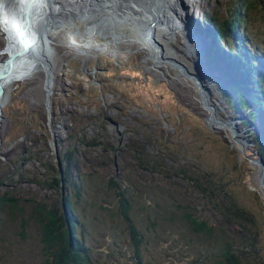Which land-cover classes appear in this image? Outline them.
Returning <instances> with one entry per match:
<instances>
[{"label":"trees","instance_id":"obj_1","mask_svg":"<svg viewBox=\"0 0 264 264\" xmlns=\"http://www.w3.org/2000/svg\"><path fill=\"white\" fill-rule=\"evenodd\" d=\"M256 1L235 0L227 15L207 12L201 24L209 27L206 37L222 51L215 48L208 58L218 87L227 90L236 110L247 109L251 99L261 115L248 114L244 123L254 120L264 128V8L258 10ZM259 11L263 19L257 18ZM83 117L86 126L76 130L77 143L61 155L63 176L53 150L52 159L25 147L18 156H0V264H123L126 258L133 264H264V202L255 198L249 177L241 172L248 152L244 155L221 136L223 153L210 158L199 139V129L207 128L190 127L183 134L195 131V138L174 148L154 136L147 145L121 140L120 147L113 142L106 149L112 155L83 158L80 146L96 150L102 144L87 139L93 125L88 116L72 119V128ZM34 120L30 124L35 128ZM177 123L183 126L184 115L177 116ZM36 131L30 128L19 137L34 144ZM249 137L264 150L261 129ZM155 141L166 155L148 152ZM33 159L44 166L43 172L29 168ZM183 185L198 201L177 197ZM33 186L40 190L33 191ZM224 223L238 224L239 239L211 248ZM169 228L180 229L181 236L166 237L162 231ZM144 229L150 232L145 235ZM100 240L108 246L100 253L103 257L95 248ZM152 240L157 257L151 259L146 250Z\"/></svg>","mask_w":264,"mask_h":264},{"label":"rangeland","instance_id":"obj_2","mask_svg":"<svg viewBox=\"0 0 264 264\" xmlns=\"http://www.w3.org/2000/svg\"><path fill=\"white\" fill-rule=\"evenodd\" d=\"M143 3L147 4L145 1ZM256 3L258 10L264 8V0H257ZM234 4L235 0H202L187 9L186 4L182 3L179 9L188 11V14L185 15L184 23L179 26L177 36L169 39L166 35V38L161 40L166 46L178 48L177 59L186 65L189 73H197L195 67H198V71L205 73V80L209 83L217 113L222 119H236L238 123L230 125L231 131L229 126L212 129L207 124L210 111L204 107L195 85L176 65L167 62L157 63L152 58L151 51L138 37L136 29L138 25L124 23L115 28L108 25L105 29L88 34L90 20L75 18L72 25L68 21H64V24H56V29L49 34L48 57L53 65L51 69L54 73L50 85L51 93L46 82L47 71L50 68L39 67L36 64L31 66L12 87L6 89L5 117L0 127V156H18L21 154V147H25L29 152L44 155L45 159H52L55 142L62 155L71 143L72 145L73 142L77 143L76 130L86 126V119L83 117L77 128H72V119L80 116H88L93 123L91 128L87 129V139L102 141L96 150L91 146H80L83 158L97 154H102L103 157L104 153L112 155L113 152L106 149L113 142L120 147L121 140L123 144L130 141V145L137 143L147 145L150 140L148 137L154 136H157L160 141H165L167 146H171L170 148H174L178 142L195 138L197 134L195 131L183 134L185 130L190 127L197 129L206 127L212 131L199 129V139L210 158H214L218 152L223 153L222 143L218 140L221 136L227 137L239 148L241 147L243 151L241 148L240 151L243 154L248 152V156H245V164L241 166V172L249 177L255 198L264 202V183L260 178L263 168L261 162L264 160L258 158V161H255L260 156L255 153L258 151L264 155V150L260 143L255 142L254 137L253 144L244 138H249V135L257 128L254 120H250L247 125L244 123L249 119L248 114L256 118L261 115V111L256 110L251 99L247 109L236 110L231 106L229 100L231 96L225 89V97L224 90L218 87L219 78L215 70L210 69L209 62L204 61V58L207 59L206 50L200 48L202 46L199 37L201 31L198 29L205 30V27L199 26L200 20L203 21L207 12L223 17L228 14V9ZM65 11L68 13L65 14ZM60 13L69 20V11L62 9ZM262 13L259 11L257 18L263 19ZM2 19L0 17V61L11 55L8 52V34ZM251 29L255 31L254 24ZM188 35L192 39L196 38L197 42L195 39L191 40L192 44L198 43L199 48L193 53L188 49L190 48ZM37 53L40 56H47L44 52ZM44 60L47 61L46 58ZM48 84H50L49 80ZM243 85L246 87L245 83ZM48 108L51 110L49 111ZM178 115H184L183 126L177 123ZM32 117H35V128L30 124ZM30 128L37 130L38 141L34 144L27 137H19ZM53 130L56 131V139L53 136ZM234 131L236 135L233 137ZM208 136H212L215 140L209 139ZM116 140H119V143ZM162 148L155 141L148 148V152L156 153L158 150L162 155H166L167 151ZM29 168L37 172H43L45 169L36 159L30 162ZM227 179L231 180L232 176ZM32 190L39 191L40 188L33 186ZM179 192L182 193V196L177 194L180 200L185 198V200L198 201L197 194L186 185L179 187ZM221 220L218 216L217 223L223 225ZM144 232L147 235L150 231L144 229ZM162 232L168 233L166 237L170 238L181 236V230L178 228H169ZM221 232V236L211 241V248L228 238L239 239L240 228L236 223L227 227L224 223ZM155 246L152 240L146 250L148 258L157 257ZM95 248L96 253L102 257L108 250L103 240L97 242ZM161 251L165 252V249ZM32 257L36 255L32 254ZM162 259L159 258L160 261ZM132 262L131 258H126L123 264H133Z\"/></svg>","mask_w":264,"mask_h":264},{"label":"bare ground","instance_id":"obj_3","mask_svg":"<svg viewBox=\"0 0 264 264\" xmlns=\"http://www.w3.org/2000/svg\"><path fill=\"white\" fill-rule=\"evenodd\" d=\"M143 1L147 4H144ZM200 1L202 0H34L29 7L30 0H2L0 3V17L3 18V24L8 34V52L12 54L17 50L23 49L24 40H21V30L23 28H25L28 45L35 49L33 50L34 53L30 55L19 56L13 69L8 70V68L2 67L0 64V71L3 70L0 80L3 79L2 86L4 89V95L0 98V102L5 98L6 89L12 87L31 66L36 64L39 67H53L48 57L50 51L49 34L56 29V24H64V21H68L72 25L75 18L90 20L88 23L90 25L88 34L105 29L108 25L115 28L117 25L124 23L131 25L134 23V25L139 26L138 28L135 26L138 31V37L149 48L152 58L157 63L180 61L176 55L178 48L166 46L161 40L166 38V35L169 36V39L177 36L179 26L184 23L185 15L188 14V11L181 10L182 8L179 9L182 3L186 4L187 9H190L191 6ZM28 8L30 9L29 23L27 20L25 21V14ZM62 9L69 11V20L60 13ZM66 13L68 12L65 11ZM117 35L119 36L120 34L118 33ZM194 39L197 42L196 38ZM194 39L188 35L190 46L188 49L192 53L199 48L197 46L198 43L192 44L191 40L194 41ZM200 48L203 49L202 46ZM37 52H44L47 56H40ZM205 56L209 58L208 51H206ZM42 58H46L47 61ZM196 74L201 75V80L209 87V83L205 80V73L201 70L198 71L197 68ZM4 75L5 77H3ZM216 115L220 117L217 109ZM235 124L238 123L236 122Z\"/></svg>","mask_w":264,"mask_h":264},{"label":"water","instance_id":"obj_4","mask_svg":"<svg viewBox=\"0 0 264 264\" xmlns=\"http://www.w3.org/2000/svg\"><path fill=\"white\" fill-rule=\"evenodd\" d=\"M33 1L34 0H30L29 7L31 6ZM25 15H26L25 21L27 20V22L29 23L30 22V9L29 8H28V11H27V13ZM21 35H22L21 40L22 41L24 40L23 49L15 51L11 55H9L8 58H6L3 61H0L1 66L8 68V70L13 69L15 67L16 61H17L19 56H22V55H25V54H29L30 55V54L34 53L33 50L35 48L34 47L31 48L28 45V42H27V39H26V36H25V28H23V30H21ZM205 62H206V59H205ZM170 63L173 64V65H176L177 67H179L183 71V73H185L187 75L188 79L190 81H192V83L197 88L198 93L200 95V98H201V101H202L204 107L210 111V114H209L208 120H207V124H209V126L212 129L217 128V127L218 128H226L227 126H229L230 127L229 129L231 131L232 130L231 126L235 125L236 119H232V120L221 119L219 116L216 115V103L214 102V100L212 98V92H211L210 88L201 80V75L196 74V73L195 74L194 73H189L187 68H186V65L184 63H181L180 61H175V62H171L170 61ZM197 68L198 67H195V70H197ZM47 72H48L47 81H46L47 82V88L49 89V93H51L50 85L52 83V79L54 77V73H53L51 68ZM3 77H5V75ZM48 80H49L50 84H48ZM2 85H3V79L0 80V98L4 95V89H3ZM6 99H7V94L5 93L4 100L2 102H0V127L2 125V121H3L4 117H5L4 106H5V103H6ZM48 109H49V111L51 110L50 108H48ZM232 135L234 137V135H236V132L234 131V133H232ZM53 136L56 139V131L55 130H53ZM244 138L246 139V141L250 140L247 137H244ZM0 143H1V141H0ZM55 143H56V145H55V151L54 152H55L56 157H57L58 168L60 169L61 175L63 176V162H62V159H61V154H60L57 142H55ZM244 154H246V153L244 152ZM255 161L257 162L258 160H255ZM261 163L263 165V168H262V171H261L260 178H261V180L264 183V162L262 161Z\"/></svg>","mask_w":264,"mask_h":264},{"label":"clouds","instance_id":"obj_5","mask_svg":"<svg viewBox=\"0 0 264 264\" xmlns=\"http://www.w3.org/2000/svg\"><path fill=\"white\" fill-rule=\"evenodd\" d=\"M200 24V23H199ZM198 24V25H199ZM200 27H201V25H199ZM198 30H200V31H202L201 32V35H200V38H201V44L203 45V44H206V46H207V48H208V53H210V52H213V51H211V49L208 47V45H207V39L205 38V36H204V32H205V30H203L202 28H199ZM197 30V31H198ZM208 43H210V41H208ZM204 49V48H203ZM210 49V50H209ZM207 51V50H206ZM204 61H205V58H204ZM209 61H208V58L206 59V62L205 63H208ZM210 68H211V66H210Z\"/></svg>","mask_w":264,"mask_h":264}]
</instances>
